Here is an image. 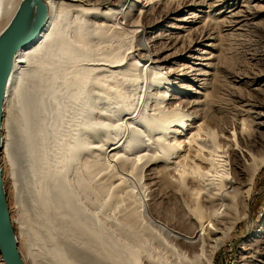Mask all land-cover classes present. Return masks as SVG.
<instances>
[{
  "label": "bare ground",
  "instance_id": "bare-ground-1",
  "mask_svg": "<svg viewBox=\"0 0 264 264\" xmlns=\"http://www.w3.org/2000/svg\"><path fill=\"white\" fill-rule=\"evenodd\" d=\"M126 1L44 0V25L13 58L0 151L10 165L5 182L17 164L32 182L26 239L10 215L26 264H211L248 213L264 164V105L240 99L227 122L189 112L198 102L174 94L172 77L181 74L144 52L142 36L157 23L145 21L147 9L137 14L144 22L136 42L126 44L138 20L125 13ZM19 2L0 0V31ZM246 7L230 15L233 23L261 10ZM262 79L251 77L256 85ZM260 242L246 264H264Z\"/></svg>",
  "mask_w": 264,
  "mask_h": 264
},
{
  "label": "rangeland",
  "instance_id": "rangeland-1",
  "mask_svg": "<svg viewBox=\"0 0 264 264\" xmlns=\"http://www.w3.org/2000/svg\"><path fill=\"white\" fill-rule=\"evenodd\" d=\"M93 1L95 6L105 2L118 5L126 0ZM193 1L127 0L124 4L125 13L132 10L131 12L139 18L136 17L138 20L128 26L126 44L136 42L134 35L144 22L137 14L140 10L147 9L145 21L155 20L157 23L153 29L147 30L142 36L144 52L162 60L161 66L176 69V74L186 73L187 75L190 69H195L187 77L181 75L172 77L175 79H173L174 94L178 99L198 102L197 109L191 108L189 112L201 111L203 115L210 112L221 122H227L234 118L239 110L238 100L240 99L250 97L264 105V3L258 0H225L222 3L220 0H204L203 5L186 6ZM255 4L261 6L259 13L254 17H246L247 20L240 17L239 24L233 23L236 19L232 18L231 14ZM192 15L199 16L195 18V22H192ZM203 51L206 52L202 53ZM145 55L142 53L141 59L145 58ZM201 56L209 60H202L201 64H195L199 62L195 57ZM137 59L140 61V56L135 58ZM255 74L263 77L259 82L260 85H256L251 80ZM8 104L10 108L15 107L16 97L11 96ZM0 154L2 182L7 195L9 214L18 224H21L26 239L29 227L28 218L31 217V203L36 204L33 201L32 182L26 175L23 176L24 170H19L21 167L17 162L18 169L14 179H10L11 181L8 179L5 182L4 176L8 177L10 165L2 162L1 151ZM140 179L139 197H145L147 188L143 184V179ZM158 201H154V209L161 207ZM159 218L163 224L162 214ZM153 225L163 229L155 221ZM15 234L18 235L17 231ZM263 238L264 164L253 181L247 215L238 220L222 239L221 245L212 256L211 264H246L245 260L249 257L248 255L252 252H255L252 254L255 255L256 249H261L260 241ZM256 242L257 244L253 245ZM250 249L251 253H247ZM23 250L27 252L26 247Z\"/></svg>",
  "mask_w": 264,
  "mask_h": 264
},
{
  "label": "water",
  "instance_id": "water-1",
  "mask_svg": "<svg viewBox=\"0 0 264 264\" xmlns=\"http://www.w3.org/2000/svg\"><path fill=\"white\" fill-rule=\"evenodd\" d=\"M44 0H20L14 13L0 31V128L5 88L19 48L28 43L46 20ZM1 135V133H0ZM1 142V137H0ZM1 146V144H0ZM0 257L4 264H25L17 248L11 224L0 166Z\"/></svg>",
  "mask_w": 264,
  "mask_h": 264
}]
</instances>
